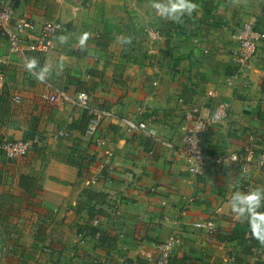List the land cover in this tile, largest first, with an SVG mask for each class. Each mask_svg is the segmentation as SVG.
<instances>
[{
	"label": "crops",
	"instance_id": "1",
	"mask_svg": "<svg viewBox=\"0 0 264 264\" xmlns=\"http://www.w3.org/2000/svg\"><path fill=\"white\" fill-rule=\"evenodd\" d=\"M7 1L37 27L64 26L44 53L12 51L0 34V138L33 141L21 159L0 152V219L17 222V235L31 243L21 264H148L172 234L180 237L173 264H264V245L229 203L233 192L264 188V169L225 162L195 175L181 154L193 108L205 112L221 101L229 114L205 135L208 152L264 145V41L233 77L244 23L264 30V0H192L199 8L182 23L163 19L152 0ZM149 25L161 40L146 36ZM84 32L91 37L81 50ZM60 35L68 42L60 44ZM25 57L50 62V79L37 82ZM80 91L102 114V144L86 133L90 112L75 102ZM208 218L218 228L213 236L193 225ZM233 232L240 237L220 238Z\"/></svg>",
	"mask_w": 264,
	"mask_h": 264
},
{
	"label": "built area",
	"instance_id": "2",
	"mask_svg": "<svg viewBox=\"0 0 264 264\" xmlns=\"http://www.w3.org/2000/svg\"><path fill=\"white\" fill-rule=\"evenodd\" d=\"M60 21H46L40 27L25 15H15L14 7L7 0H0V34L5 37L12 51H23L25 49L47 52L51 49L53 41L60 30L63 29ZM152 40L156 41L162 37L159 31H152ZM239 47L235 53V59L239 63L238 74L240 75L247 68L253 57L257 54L259 43L264 41V31L256 28L255 23L246 22L243 30L238 37ZM0 61L2 59L0 58ZM3 74L0 72V77ZM215 93L210 91L209 96ZM44 99H55V95L44 94ZM90 93L80 91L77 93L75 102L82 107H89L90 116L86 133L98 144H102L104 139L99 135V128L102 121V114L99 110L89 105ZM229 103L221 101L213 109H206L205 112L198 107L193 108L191 114L192 122L185 127L184 144L181 154L186 162L187 169L195 175L201 174L207 167L212 164H222L225 162H237L241 165L243 171H247L250 165H254L264 169V145L259 150L254 149L251 145H247L243 151L232 152H208L203 139L210 127L223 122L229 114ZM197 112L195 115L194 113ZM141 127H145L144 123H140ZM33 146V141L29 139L13 140L7 137L0 138V152L13 161L27 156ZM114 151L112 149L105 150V162L112 163ZM98 221V220H97ZM195 227L201 228L209 236L217 233L218 228L216 222L211 219L197 220L193 222ZM81 242L86 241L84 232L79 233ZM99 234L97 233L96 238ZM180 237L172 234L166 240L156 244L157 256L149 254L147 256L148 264H173L172 257L174 251L179 245Z\"/></svg>",
	"mask_w": 264,
	"mask_h": 264
},
{
	"label": "clouds",
	"instance_id": "3",
	"mask_svg": "<svg viewBox=\"0 0 264 264\" xmlns=\"http://www.w3.org/2000/svg\"><path fill=\"white\" fill-rule=\"evenodd\" d=\"M152 7L156 10L157 14L165 20H171L176 23H182L185 15L191 17L194 12L199 8V5L192 2V0H152ZM91 33L84 32L79 38V46L84 50L87 46V41L90 39ZM67 35H60L57 40L60 44L68 42ZM125 43H131L130 38H125ZM25 70L32 75L37 82L45 83L50 79L53 73V65L50 62H45L41 65L37 57H25L24 59ZM64 69V58L61 57L59 62L55 65L56 74L59 75ZM243 179V175L241 176ZM239 183V181L237 182ZM264 201V188H255L247 193L239 191L233 192L230 206L233 213L237 216H245L248 218L249 226L252 229L251 235L261 245H264V213L258 211Z\"/></svg>",
	"mask_w": 264,
	"mask_h": 264
},
{
	"label": "rangeland",
	"instance_id": "4",
	"mask_svg": "<svg viewBox=\"0 0 264 264\" xmlns=\"http://www.w3.org/2000/svg\"><path fill=\"white\" fill-rule=\"evenodd\" d=\"M159 31V28H154L151 25L145 28L144 33L152 40V31ZM157 39L156 41L161 40ZM153 48V46H152ZM21 227L15 221L6 219H0V264H21V250L29 246L26 244V240H21L18 228ZM31 246H34L33 244Z\"/></svg>",
	"mask_w": 264,
	"mask_h": 264
},
{
	"label": "trees",
	"instance_id": "5",
	"mask_svg": "<svg viewBox=\"0 0 264 264\" xmlns=\"http://www.w3.org/2000/svg\"><path fill=\"white\" fill-rule=\"evenodd\" d=\"M256 28H258V27L256 26ZM258 29L264 31L263 29H260V28H258ZM20 184H21V186H23V188L26 191L31 192V190H32V180H31V178H29L28 176H23L21 178ZM90 214L93 215L92 213H90ZM237 236H239V235H237V234H235L233 232V233H230L229 235L221 236L220 238L223 239V240H232V239H234Z\"/></svg>",
	"mask_w": 264,
	"mask_h": 264
}]
</instances>
